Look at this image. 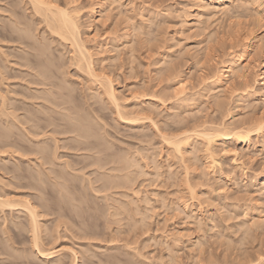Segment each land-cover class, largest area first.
Listing matches in <instances>:
<instances>
[{"label":"rangeland","instance_id":"374dc122","mask_svg":"<svg viewBox=\"0 0 264 264\" xmlns=\"http://www.w3.org/2000/svg\"><path fill=\"white\" fill-rule=\"evenodd\" d=\"M97 1L57 0L60 5L82 8L84 44L93 52L98 73L110 76L121 106L127 111L144 107L142 112H149L152 120L131 124L119 119L114 104L96 94L98 81L73 64L69 45L42 33L41 25L30 21L24 0H0V33L7 34L0 36V92L6 102L10 107L24 105L15 110L20 118L35 110L51 118V128H45L49 134L44 137L49 143L45 150H53V133L61 145L76 139V132H49L52 127L59 131L71 124L78 127V120L90 124L88 129L96 138L75 145L77 149L67 144L59 149L62 161L67 160L74 171L50 155V165L42 160V168H49L50 174L44 171L43 180L33 183L31 173L38 166L28 149L31 135L13 127L11 132L20 137L23 148L0 140V187L12 194H30L25 196L32 203L45 204L37 206L44 245L56 240L58 248L72 247L78 264H264V128L259 135L253 132L246 145L238 140L216 142L212 151L218 164L213 168L205 159L201 139H191L195 146H188L183 157L165 140L205 123L239 126L264 120V98L250 94L264 91L258 77L264 59V0H240L201 22L186 0H101L103 15L93 19L89 9ZM17 21L24 22L17 24L19 29L28 24L36 43L48 44L42 62L58 64L48 67L56 73L52 80L65 85L62 90L52 88L61 94L59 102L30 98L47 86L31 84L35 69L31 70L24 51H34L9 38L24 31H10ZM242 54L247 78L233 73L223 76L226 60ZM221 73L220 81L212 83ZM3 121L0 116V130L6 129ZM92 157L106 161L79 170L82 164L76 162ZM126 159L132 162L127 168L129 185L137 190L134 198L140 206L109 216L104 192L85 187L86 180L100 184L103 176L119 174L115 169ZM59 168L69 179L61 184V193L51 189ZM115 190L125 191V187ZM123 198L113 193L109 203L118 207L117 200ZM15 230L13 246L29 255L28 264H42L30 250L27 231ZM7 234L0 222V243L12 250ZM63 252L69 261L68 251Z\"/></svg>","mask_w":264,"mask_h":264},{"label":"bare ground","instance_id":"6f19581e","mask_svg":"<svg viewBox=\"0 0 264 264\" xmlns=\"http://www.w3.org/2000/svg\"><path fill=\"white\" fill-rule=\"evenodd\" d=\"M187 3L191 4L194 10V14L196 16L197 21H202L203 18H212L214 15L220 13H224L228 11L233 4H237L240 0H186ZM81 9L78 6H64L60 5L57 0H24V10L28 12L30 21L35 22L37 24L41 25V31L42 33H47L50 37L53 39L56 38L58 41L67 43L72 51L71 59L73 61V64L79 68L82 71H85V73L89 76L88 78H92L93 80L98 81L97 83L100 84L99 87H97V95L100 96H106L107 99H109L116 109L117 117L119 119H126L131 122V124H135L139 120H142L144 118L151 119V114L149 112L144 113L142 110L144 107H139V109H135L132 111H127L125 108H123L119 102L118 95L116 94V90L113 86L112 80L110 79V76L107 73H98L96 66H94V58H93V52L86 47L84 44V39L82 38L81 34V23H80V14ZM15 11H12L14 14ZM104 12L103 3L101 0L97 1L96 3H93L91 8L89 9V13L92 16L93 19H98L102 17ZM16 14V12H15ZM21 22H16L15 26L11 28V32H17L18 26L17 24H23ZM186 24L188 22L185 20ZM25 30L22 34H19L15 37H9L12 39H19L22 43H25V45L31 49L34 52L30 51H24L25 54H27L28 59L27 62L31 63V70L35 69L34 73L31 72V84H36L35 86H47L46 88H39L40 92L38 93H32L30 95V98H35L33 101L37 102H59L57 99L61 97V94L59 92H54L52 88H57L59 90H62L64 87L61 86L62 84L56 83L52 80V77L56 75L52 69L50 70L48 65H57L53 64L52 62L44 63L42 62V57L47 56V53H49V48L44 47V45L48 46L47 43H36L33 39L34 35L31 33V35L28 33L29 27L28 24H25ZM10 32V33H11ZM25 32V33H24ZM3 33H0V36ZM7 36V34H6ZM5 36V37H6ZM49 47V46H48ZM1 53V52H0ZM243 54L234 56L231 55L227 60L226 63L223 65V76L227 75L228 73H233L237 76V78H244V80L247 78V66L243 62ZM44 63V64H43ZM41 66V67H40ZM44 66V67H43ZM40 67V68H39ZM81 71H79L80 73ZM222 72V71H221ZM218 75L216 78L212 79V83L219 82L220 78H222V74ZM83 74V73H82ZM107 74V75H105ZM259 75V76H258ZM258 77L262 79L264 82V59L261 61V67L260 72L258 73ZM258 78V79H259ZM33 87V86H32ZM60 87V88H59ZM251 87L247 85V88ZM36 88V87H35ZM62 88V89H61ZM248 88V89H249ZM37 90V88H36ZM95 90V91H96ZM250 94L255 98H264V91L259 92L252 90ZM29 96V95H27ZM246 95L244 93L241 94V99H243ZM40 101H39V100ZM32 100V99H31ZM31 101V102H33ZM36 102V103H37ZM66 102V101H65ZM41 104V103H40ZM38 106V104H35ZM13 106V105H12ZM21 106V107H20ZM24 106V105H23ZM21 104L15 105L13 107H10V105L6 102V96L2 92H0V116L3 117L4 121L3 124L5 125L6 129L0 130V140L3 141V145H14L19 146V148H23L19 144V136L15 135L13 132H11L13 127L19 128L23 131L25 135H31V154L35 155L32 159L36 161L38 168H35L36 172L33 174L31 173V180H33V183H40L42 173L44 174V171L48 174H50L49 168H45L43 166L42 168V160L44 163L50 165L52 161L49 159V156L51 155L54 160H60L58 163L63 166V168H68L74 171L71 164L68 163L67 160L61 159L62 154H59V151L63 149L64 145L69 146V148H78L75 147V145L78 144H87L88 138L94 137L92 135L90 129V124L82 123L80 120H78V127L74 126L73 124L67 125V128L63 131H59L57 128L50 129L49 126L52 124L50 117H44L40 115L38 110H35L34 114L31 116H26L24 114L22 118H20L19 114L15 113V110H19V108H25ZM40 107H43L40 105ZM44 108V107H43ZM30 108L26 107V110H29ZM32 110V108H31ZM141 113L145 114L143 117L140 115ZM83 120L86 121L85 117H82ZM85 118V119H84ZM25 119V120H24ZM82 120V119H81ZM31 122V124H30ZM43 122L44 124H40ZM87 123V122H86ZM18 124V125H17ZM30 124V125H29ZM27 125V126H26ZM20 126V127H19ZM50 127L49 133L53 132H76L77 138L72 139V141L68 140L62 142V145L60 144L62 141L61 139L58 140V138L54 137L55 135L52 134L51 139L54 142V145H52L53 149L51 150H45V146L49 143H47L44 139L46 136L45 128ZM89 128V129H88ZM262 128H264V120L262 118L255 119L253 122H250L248 124H241L239 126H229L226 125L225 122H220L218 124H209L205 123L202 127L200 125V128H191L189 130H184L181 133L173 134L171 136H166L165 140L173 146L174 151L179 153L182 157L184 156V152L188 149L187 147L190 146L193 148L195 145L191 144V139L198 138L201 139L203 146H204V152H205V159L210 163V167H214L218 164V161L213 156L212 146L216 142H226L229 140H238L242 144L246 145L250 142L251 135L253 132H255L257 135H259L262 132ZM44 130V132L42 131ZM48 132V131H47ZM20 135V134H19ZM49 135V134H48ZM41 138H40V137ZM51 138V137H50ZM60 138V137H59ZM96 139V138H95ZM64 140V139H63ZM70 142V143H67ZM46 144V145H45ZM25 149V147H24ZM60 149V150H59ZM64 150V149H63ZM101 149H98V152H100ZM61 153V151H60ZM63 153V152H62ZM235 154H238L235 151ZM32 155V156H33ZM64 156L67 154H63ZM90 156H88L89 158ZM77 160V159H74ZM105 159L101 157H92L88 160V162L85 161V159H81L77 161L76 163H81L79 170L85 168L90 163H99L104 162ZM123 166L120 165L115 170H120L119 174L110 173L108 176H103L101 178V182L98 185H95L91 178H87V186L89 189H91L94 193L98 192H104L102 195L105 200L110 205V210L108 211L109 216L117 215L118 213H121L123 211H133V209H138L140 206V202L137 198V193L133 190H131L130 183V176L128 173L127 168L131 165L132 162L130 160L126 159ZM103 164V163H100ZM43 169V170H42ZM76 171V170H75ZM47 175V174H46ZM66 176V173L64 169L59 168L56 170V176L53 177V185L51 189L53 191L62 192L63 189L61 188V184H63V181L69 180ZM85 178V177H84ZM61 180L62 182H60ZM83 180V177H82ZM129 185V186H128ZM120 187H125V191H118L115 189H119ZM0 214L2 215L0 219H2L0 222H2L3 229L7 230V236L6 240L10 242L9 246H12L13 249L9 250L6 246L0 243V255L5 254V257H0V264H28L31 263V258L29 255H26L22 253V250L16 249L13 246V243L11 242V238L17 235V232L15 228H22L28 233V240L30 243V250L32 248V254L37 256V259L39 258L42 264H78V261L75 258L74 249L71 247H63L60 245V248H58L59 245H56L55 241L49 243L48 245H44L43 237H42V227H41V210L38 209L40 206L42 208L46 207L45 204H42L41 202H37L36 204L31 202V198L28 199V195L30 194H12L5 190V188L0 187ZM35 189L39 190V187L35 186ZM113 189V192H110V190ZM131 190V191H130ZM51 191V192H53ZM108 191V192H107ZM132 193H130V192ZM110 192V193H109ZM92 193V192H91ZM114 194L122 195L124 196L123 199H118V207H115L109 203L110 198ZM134 194L136 198H134ZM26 195V196H25ZM144 199V198H143ZM146 199V198H145ZM142 200V198H141ZM45 210V209H44ZM22 216V218H19ZM16 219V220H15ZM60 224V223H59ZM63 226V224H62ZM60 232H58L59 235ZM57 236L60 237V236ZM56 239V238H55ZM59 239V238H58ZM55 244V245H54ZM58 248V249H57ZM65 248V250H63ZM63 251H68L70 255L69 261H66L64 259V256H68L63 254ZM64 255V256H62ZM9 261V262H8Z\"/></svg>","mask_w":264,"mask_h":264}]
</instances>
